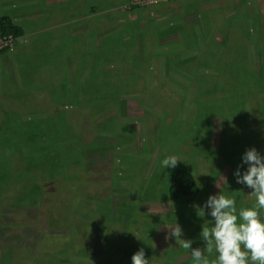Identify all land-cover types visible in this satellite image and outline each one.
I'll list each match as a JSON object with an SVG mask.
<instances>
[{
  "label": "rangeland",
  "instance_id": "rangeland-1",
  "mask_svg": "<svg viewBox=\"0 0 264 264\" xmlns=\"http://www.w3.org/2000/svg\"><path fill=\"white\" fill-rule=\"evenodd\" d=\"M122 1L0 0L25 31L0 54V264H131L140 249L149 264H194L169 226L203 249L208 196L255 203L233 173L247 149L264 155V0L255 29L246 8L230 18L251 39L234 38L249 45L226 49L223 65L221 54L164 55L171 40L134 14L148 7ZM167 156L180 160L162 170ZM175 168L195 176V202L168 196Z\"/></svg>",
  "mask_w": 264,
  "mask_h": 264
},
{
  "label": "clouds",
  "instance_id": "clouds-1",
  "mask_svg": "<svg viewBox=\"0 0 264 264\" xmlns=\"http://www.w3.org/2000/svg\"><path fill=\"white\" fill-rule=\"evenodd\" d=\"M176 156H167L161 161L165 167L174 168ZM241 165L233 175L237 184L250 189L254 198L251 207H237V200L230 195H210L199 210L210 216L211 223L202 226L200 238L203 249L192 248V240L181 239L182 229L175 223L169 226V236L180 241V246L190 251L194 264H264V155L255 148L247 149L241 156ZM131 264H149L143 249L131 257Z\"/></svg>",
  "mask_w": 264,
  "mask_h": 264
},
{
  "label": "crops",
  "instance_id": "crops-1",
  "mask_svg": "<svg viewBox=\"0 0 264 264\" xmlns=\"http://www.w3.org/2000/svg\"><path fill=\"white\" fill-rule=\"evenodd\" d=\"M129 1L123 0L121 4H126ZM258 1L262 0H176L171 3L150 6L146 10H136L134 11L136 13H132L137 16V19H144V23L147 25L145 31H148L146 35L149 33L150 38L152 33L149 32V26L157 30V34L155 33L154 36L158 40H171L159 45L166 56L179 55L180 52L177 51L179 49H183L182 54L185 51L189 54L194 52L195 55L199 53L224 55L226 49L231 47L237 49L241 45L242 42L238 41L239 43L236 44L234 38L237 40L248 38L243 35L244 25H242V29L239 27V31L233 35L234 29L232 23L230 24V18L237 14L240 7L241 10L246 8L242 14L243 19L255 21L252 25V28L255 29L256 21L259 19L256 15ZM101 32L100 37L102 38ZM206 32L209 33V37L204 38ZM236 33L238 36L235 35ZM222 49H224L223 52ZM168 60L166 59V61ZM172 60L174 61V59ZM178 62V64H183V61L178 60Z\"/></svg>",
  "mask_w": 264,
  "mask_h": 264
},
{
  "label": "trees",
  "instance_id": "trees-1",
  "mask_svg": "<svg viewBox=\"0 0 264 264\" xmlns=\"http://www.w3.org/2000/svg\"><path fill=\"white\" fill-rule=\"evenodd\" d=\"M24 34H25L24 29L21 26H19L10 16L0 15V38L11 36L17 42L22 37H24ZM248 38H249V40L251 39V37L249 35H248ZM248 45H249V43H248ZM248 45H246V43L242 42L241 45L239 46L238 50L240 51L242 47L245 48L246 46L248 47ZM6 51L7 50H4V51L0 52V54L5 53ZM224 55H221L220 59H218L219 60L218 62L220 65L221 64L223 65L222 60H224V57H223ZM247 55H251V54L246 52L244 54V56H247ZM58 121H60V120H58ZM45 139H46V137H45ZM63 139H64V137H63ZM52 140H55V142L53 144L56 147V151H55L56 158L61 155L62 160L60 161V165H62V164H64L65 166L68 165L67 156H68V153H71L70 150L67 149L68 146L62 145L63 144L62 137L61 138L52 137ZM3 148H4L3 140L0 138V157L2 155ZM73 153H74V158H76V160L80 157L79 155H81L78 151H74ZM46 156L49 160L50 154L46 155ZM46 156L44 157L45 163L47 162L45 159ZM69 160H71V159H69ZM55 161H56V159H55ZM65 162H67V163H65ZM48 164H50V160H49ZM47 166H50V165H47ZM58 176L59 175H56V177H58ZM56 177H54V179ZM50 178H52V176H47V180H50ZM167 194L174 201H179L182 204H189V203L195 202L200 197L201 190L199 188V185H198V182H197L195 176H193V174L189 170H186L183 168H175L170 172L168 193ZM47 201L48 200H46V202L43 201L41 204L39 202H37L36 205L38 207H40L43 204L48 203ZM31 205H34V204H30V205H26V206L32 207ZM76 206H77V203L75 204V207ZM77 211L78 210H76V212ZM155 252L156 251L152 250L153 254ZM166 258H167L166 260L164 259L163 261H159L155 264H173L174 259H176V256L175 255H169V256H166ZM150 264H152V263H150Z\"/></svg>",
  "mask_w": 264,
  "mask_h": 264
},
{
  "label": "built area",
  "instance_id": "built-area-1",
  "mask_svg": "<svg viewBox=\"0 0 264 264\" xmlns=\"http://www.w3.org/2000/svg\"><path fill=\"white\" fill-rule=\"evenodd\" d=\"M176 0H133L130 4V7H149V6H154L158 4H163V3H171L175 2ZM16 41L14 40L13 37L8 36V37H2L0 38V52L4 50H9L12 49L15 45Z\"/></svg>",
  "mask_w": 264,
  "mask_h": 264
}]
</instances>
